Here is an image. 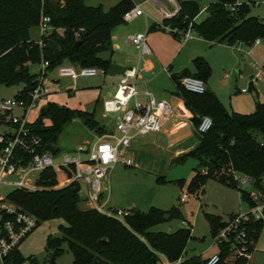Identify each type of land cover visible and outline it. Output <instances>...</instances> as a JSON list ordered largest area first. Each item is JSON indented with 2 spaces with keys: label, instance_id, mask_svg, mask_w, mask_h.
<instances>
[{
  "label": "trees",
  "instance_id": "obj_1",
  "mask_svg": "<svg viewBox=\"0 0 264 264\" xmlns=\"http://www.w3.org/2000/svg\"><path fill=\"white\" fill-rule=\"evenodd\" d=\"M210 1L206 10L208 15L199 23V3L177 0L179 13L172 19L164 20L163 25L181 32H186L191 25L197 37L229 47L237 43L252 46L257 39L264 44V20L250 15L249 3L252 0ZM134 7L132 0H122L107 12L102 7L86 5L85 0H0V86L23 85L15 98L29 101V93L38 85L40 74H32L29 63L42 64L47 61L50 73L63 65L108 71L114 53L113 31L125 24L124 14ZM43 17L50 19L51 30L39 40H34L31 32L34 28L39 29ZM153 30L164 31L157 25L153 26ZM170 34L180 40L178 34ZM105 53L109 55L107 59L103 57ZM193 64L195 73L186 69L181 74L172 75L177 86L175 95L192 113L191 121L196 131L204 117H210L213 125L206 133L197 131V146L174 159L173 163L181 165L188 159L197 161L194 177L188 187L191 194L203 192L208 181L215 180L238 189L242 200L252 207L251 193L239 186L234 173L249 177L255 190L264 194V103L257 102L253 113L242 114L228 111L208 87L202 94L187 91L181 84L184 77L198 78L207 86L212 74L205 58L198 57ZM44 112L36 123L29 124V128L42 138L45 146L56 145L65 126L75 119L81 120L99 136L111 132L96 120L95 112L71 109L56 103H49ZM44 117L51 120L50 126L45 125ZM2 121L4 117L0 116ZM69 178L66 171L48 170L42 174L38 190H15L7 199L19 210L36 217L37 228L44 222L64 220L66 226L61 227L62 241L74 255V264H93L95 260L99 264H159V256L175 264H205L208 261L201 256L184 259L188 243L194 239L191 225L174 233L151 231L155 226L179 217L178 209L131 210V214L120 221L95 210L81 209L77 184L56 188ZM159 181L167 183L165 178ZM175 183L182 186L184 180ZM236 216L231 215L230 221L226 222L219 216L207 215L213 239ZM263 227V220L246 226L254 241V246L250 248L252 253ZM61 243L48 238L47 248L55 252L51 258L56 259L60 254ZM218 246L219 264H249L246 258L226 261L231 246ZM19 247L5 259V264H38L33 257L25 259Z\"/></svg>",
  "mask_w": 264,
  "mask_h": 264
},
{
  "label": "rangeland",
  "instance_id": "obj_2",
  "mask_svg": "<svg viewBox=\"0 0 264 264\" xmlns=\"http://www.w3.org/2000/svg\"><path fill=\"white\" fill-rule=\"evenodd\" d=\"M118 1L120 0H86L85 3L92 7H102L107 12L111 7L117 5ZM193 1L200 5L202 12L198 18L200 23L207 17L208 14L204 12V9L208 7L211 1ZM147 8L149 7L146 5L142 7L144 12ZM249 9L251 16L264 20V0H252L249 3ZM31 35L34 40H39V29L34 28ZM258 46L252 45L249 49L256 61L264 64V44L259 49H257ZM243 49L245 50V48ZM103 56L108 55L105 53ZM202 57L210 62L212 70L207 87L216 93L228 111L251 114L256 110L257 102L264 103V83H260L258 86L257 95V92L251 86L250 77L243 75L245 66H253L252 61L245 54L232 47L215 44L213 46L207 45ZM28 67L34 75L39 74L42 68L41 64L31 63L28 64ZM161 70L146 79L149 89L159 98L166 97L167 101L171 102L174 110L186 113V117L181 119L176 116L170 117L168 124L152 141L145 142L144 138L146 137L140 138V144L135 145L129 153L134 161V167L119 165L110 177L111 202L115 208L122 210L148 212L152 208L164 211L173 208L178 209L180 212L179 217L167 220L152 228L151 231L174 233L180 228H188L189 223L192 226L194 239L188 243L184 259L194 256H203L205 259L219 254V246L216 245L212 237L207 215L219 216L223 221L229 222L233 214L249 213L250 206L242 200L238 189L224 186L215 180H209L203 188V192L199 191L197 194H191L188 191L189 184L195 174L194 169L197 166V161L188 159L186 163L179 165L173 163V160L185 153H180L181 150L189 151L193 149L192 147L197 145L199 138L194 124L188 118L186 112L188 109L184 102L181 103L175 95L177 93L175 82L168 72ZM50 77H57V70L51 73ZM101 78L99 76L81 78L80 80L99 83ZM106 78L107 86L103 89L100 88V84L97 88H89L88 91L76 93L75 95H69L66 91L50 95L48 99L42 100L37 108L31 110L28 115L29 123H36L49 103L92 112L95 107L94 98L97 97V91H99L100 101L110 91L108 85L111 79L109 76ZM22 89L23 85L11 87L1 85L0 103L3 100L16 97ZM239 89L251 91L243 94L239 92ZM100 93H102L101 96ZM141 101L144 102L143 99ZM17 113L21 114L20 111H17ZM113 118H115V115L103 118L102 111L98 109L96 116L98 121H112ZM43 121L46 126H50L52 123L48 117H44ZM8 130L9 127L0 124V133ZM99 137L95 131L86 127L81 120L75 119L65 126L55 146L59 150L58 155H61L72 152L80 146H92ZM234 177L237 180L242 178L243 175L234 173ZM160 178H165L167 183L160 182ZM177 180H184V184L182 186L176 184L175 181ZM62 187L64 185L59 183L56 188ZM242 189L249 193L258 192L251 183L244 185ZM9 192V189L0 186V196H6ZM184 195L189 196L186 202L181 201ZM79 206L81 209L89 210L82 201H80ZM183 221L187 224L185 225ZM62 226H66V222L62 219L41 223L23 241L19 251L25 259L33 257L38 264H50L51 256L55 252L47 248V242L48 238L52 237L54 240L62 242L60 254L56 257V263L74 264V255L69 251L67 244L62 241ZM24 264H28V262H24ZM249 264H264V227Z\"/></svg>",
  "mask_w": 264,
  "mask_h": 264
},
{
  "label": "built area",
  "instance_id": "obj_3",
  "mask_svg": "<svg viewBox=\"0 0 264 264\" xmlns=\"http://www.w3.org/2000/svg\"><path fill=\"white\" fill-rule=\"evenodd\" d=\"M150 2L158 6L164 20L174 18L180 11L177 0H168L172 6L171 10L161 0ZM206 10L207 7L204 12ZM143 15V9L135 6L124 14L123 21L126 24L131 23ZM49 23L50 19L43 17L39 27L40 37L51 30ZM161 28L168 33L178 34L183 43L197 37L191 25L186 32L165 25ZM126 42L140 52L142 59L151 53L146 33L132 34L128 36ZM260 43L261 41L257 39L253 46H258ZM39 44L42 45V41ZM250 47L237 43L232 48L253 58ZM252 60L254 70L250 76L251 86L256 87L264 81V64L255 59ZM41 66L38 85L29 93V101L14 97L0 103V116L4 117V121L0 124L9 127L8 131L0 133V186L10 190L6 196H0V264H5V259L10 253L17 249L38 226L37 218L11 204L7 199L8 195L15 190H38L39 180L48 170L68 172L69 180L60 184L64 186L77 184L80 188V199L89 210L124 221L125 217L131 214V210L117 209L111 205L110 177L119 165L134 167V161L129 152L135 141L159 134L165 122L174 113L169 101L159 99L147 89L143 94L145 101L140 100L137 82L141 78V70L136 67L130 68L122 75L114 96L103 103L104 113L107 116L115 115L114 131L100 136L92 146H80L72 152L61 155H58L59 150L54 145L57 153L51 154L46 150L47 145L43 144L42 138L29 128L28 121L31 110L37 108L42 100L47 99L52 93L60 92L59 80L50 77L49 63L43 61ZM56 70L58 79L70 78L73 81L108 74V71L104 69L74 65H63ZM165 71H169L168 68ZM181 84L187 91L197 94H202L206 90L202 80L191 76L184 77ZM241 91L247 93L249 90ZM212 125V119L204 117L197 131L200 134L206 133ZM237 181L240 187L248 183L252 184V180L247 176ZM251 198L254 206L250 207V212L238 214L235 220L221 230L214 239L216 245L231 246L226 260L228 262L238 258H246L250 261L252 258L250 248L254 246V241L247 232L246 226L254 221H264V194L253 192ZM188 199L189 196L184 195L181 201L186 202ZM183 223L186 225L185 222ZM159 257L161 260L159 264H175L169 262L164 256ZM219 263L220 257L217 254L208 259L205 264Z\"/></svg>",
  "mask_w": 264,
  "mask_h": 264
},
{
  "label": "crops",
  "instance_id": "obj_4",
  "mask_svg": "<svg viewBox=\"0 0 264 264\" xmlns=\"http://www.w3.org/2000/svg\"><path fill=\"white\" fill-rule=\"evenodd\" d=\"M121 1L122 0H120L118 2H121ZM150 1L151 0H132V2L134 3V6H140L142 8L143 6L146 5L149 8H147L146 12H144V15L142 17L138 18L137 20H135L131 23H127V24L125 23V24L117 27L113 31V35H112V44H113V51H114L113 56H112V63L118 64V65L123 66L127 69L136 67V68H139L141 70V78L137 82V88H138V91L140 93V100L143 99L144 101H145V99L143 97V94H144V91L146 89L149 90L151 93H153L149 89V86H148L147 81H146V79L150 75L155 74V72L161 70V68L164 72H168V74H170L171 77L174 74H181L186 69H188L192 73H195V67L193 64L194 59H196L198 57H202V55L204 54V51L207 48V45H211V46L215 45L214 43L207 42V41H205L199 37H196L195 39L190 40L186 43H182L181 40L174 38L170 33L166 32V31H160V30H153L152 31V28L154 25L162 26V22L164 21V19L159 12L158 6L152 4ZM85 2H86V0H85ZM162 3L168 9H170V10L172 9V6L168 3V0H163ZM201 14H202V12H201ZM198 18H197V21H198ZM136 33H146L147 42H148L150 49H151V53L148 56H145L143 59L141 57L140 52L132 44L126 42L128 36H130L132 34H136ZM219 45H224V44H219ZM261 45H263V43H260L259 46L257 47V49H259V47H261ZM103 57L107 59L109 57V55L103 56ZM252 57L253 58H250V57H248V58L253 62L252 59H255L253 56V53H252ZM207 62L210 64V62L208 60H207ZM249 67H251L252 71L254 70V67L252 65ZM166 68H168L169 71H165ZM245 68H246V66L244 67V71L246 73L243 71V75L245 77H250L253 72L250 69L245 70ZM107 76H109V75L107 74L105 76H100L102 78L100 79L99 83L98 82L96 83V81L88 82L86 80H80V79L77 81H73L70 78L58 79V75H57V77H55V79L59 80L58 87L60 89V92L66 91L69 93V95H75L76 93L88 91L89 88H97V86H100V84H101L100 88L103 89L104 87L107 86V83H106L107 82V80H106ZM109 77L111 79L109 82V85H108V86H110V91L107 92V95L105 96L104 99H102V101L99 100V98H100L99 97V91L95 90V91H97V95H96L97 97L94 98V100H95L94 106L95 107H94V110L92 112H95V115L97 116V111H98V109H100L102 111V117L103 118L108 117L104 113L103 103L107 99L114 96V94L117 91L118 84L122 78V75H118L115 77L109 76ZM260 83H264V81H261ZM260 83L256 87L252 86L253 90L255 92H257V95H258L257 90H258V86L260 85ZM93 86H95V87H93ZM241 90L242 89H239V92L243 93ZM250 91L251 90H249L247 93H249ZM247 93H243V94H247ZM54 94H57V93H52L51 95H54ZM101 94L102 93H100V96H101ZM155 96L157 97L158 95H155ZM159 99L168 100L166 97H162ZM178 99H180V98H178ZM180 102L183 103L181 99H180ZM81 111H85V110H81ZM186 112L188 114V118L191 119L193 117L192 113L189 110H186ZM173 116H176L178 119H181V118L186 117V113H183L180 110L179 111L174 110V113L171 117H173ZM99 122L102 126H105V128L108 131H114L115 118H113L112 121L106 120L105 122L104 121H99ZM168 122H169V120H167L165 122L164 126L167 125ZM156 135L146 136V138L148 140L146 138H144L145 142L152 141L156 137ZM138 144H140V139L135 141V143L133 144L130 151L133 149V147L135 145H138ZM196 146L197 145H195L192 148L194 149ZM189 151L181 150L180 153H182V152L186 153ZM111 205H112V202H111ZM188 225H190V224L188 223ZM201 257L203 258V256H201ZM210 258L211 257L205 258V260L210 259Z\"/></svg>",
  "mask_w": 264,
  "mask_h": 264
},
{
  "label": "water",
  "instance_id": "obj_5",
  "mask_svg": "<svg viewBox=\"0 0 264 264\" xmlns=\"http://www.w3.org/2000/svg\"><path fill=\"white\" fill-rule=\"evenodd\" d=\"M246 69H251V67L249 66H246L245 70ZM127 70V68L123 67V66H120L118 64H115V63H112L109 67V70H108V75L111 76V77H115V76H118V75H123L125 73V71ZM245 72V71H244ZM253 72V71H252ZM246 73V72H245ZM44 110L42 111V114H44ZM46 150L48 152H50L51 154H56L57 153V149L54 147L53 144H48L46 146ZM50 264H57L56 263V259L54 257H52L50 259ZM93 264H99L97 260L94 261Z\"/></svg>",
  "mask_w": 264,
  "mask_h": 264
}]
</instances>
